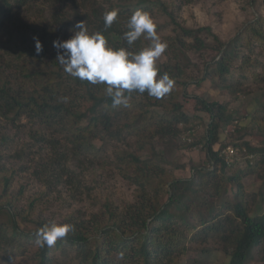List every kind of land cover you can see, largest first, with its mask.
Here are the masks:
<instances>
[{"label":"trees","instance_id":"obj_1","mask_svg":"<svg viewBox=\"0 0 264 264\" xmlns=\"http://www.w3.org/2000/svg\"><path fill=\"white\" fill-rule=\"evenodd\" d=\"M48 1L56 6L57 1ZM261 1L264 4V0ZM37 2L0 0V44L10 58L7 74L0 79V113L14 120L24 116L40 122L48 130H60L68 136L72 143L70 148L66 141H59L53 134L33 135L52 151L51 164L43 165V170L49 171V166L57 170L50 181L55 184L61 180L69 185L78 184V166L70 163L72 156L96 151L95 142L100 143L106 138L122 140L126 138L125 132L132 135L135 148L116 146L109 165L133 186V198L123 206L106 199L89 218L78 212L63 215L57 222L33 218L32 208L38 196L29 201L25 213L18 210L16 199L9 192L13 171L0 163V212L8 214L7 221L0 220V244L7 243L19 249L30 240L36 242V234L45 224H71L73 231L53 247L37 244L36 264H54L51 255L57 250L65 254L63 244L74 247L77 264H123L127 261L171 264L186 253L188 241L206 242L209 239L225 246L226 264H246L250 252L264 242V209L250 214L245 208L243 177L254 176L252 182L262 180L264 189V140L255 145L249 141L233 143L241 157L237 155L231 162L220 154V149L226 146L220 139L221 130L228 132L232 126H238L239 119L232 114L228 102L208 100L185 91L191 82L186 71L190 60L183 56L185 50L202 55L207 49L198 29L178 22L166 0H80L76 3L84 13L77 14L79 18L74 21L69 19L71 14L65 9L60 11L59 6L47 15L40 11L25 13L35 8ZM111 10H117L118 17L105 29L104 14ZM137 10L165 14L178 28L179 32L168 40L165 50L171 57L156 62L157 79L168 74L175 83L170 93L162 98L149 96L147 92H125L127 106H113L112 98L106 92L107 85H94L64 71L57 60L58 50L53 47V41L61 38L56 32L57 27H72L73 23L83 22L89 34H103L109 47L138 53L152 42L142 34L129 47L124 39L129 30L128 21ZM261 21L262 17L248 24L247 44L251 43V38L264 44ZM160 28L157 25V33ZM241 37L242 34H238L226 43L210 46L219 55L214 67L208 71V66L204 67L196 80L197 86L207 85L211 79L209 74L214 73L229 93L236 96L237 90L228 80L233 76L237 43ZM34 38H38L43 46L39 55ZM186 38H191V42L187 44ZM240 68L247 67L241 64ZM261 79L264 81V77ZM186 102H190L189 106ZM201 114L207 115L208 122L201 139L192 140L188 136L192 137V131H196L202 120ZM120 115L122 122L118 123ZM251 118L257 124V130L264 132L262 119L254 114ZM181 127L188 130L187 137L180 134ZM235 131L239 129L236 127ZM179 136L185 147L201 146L206 151V166H192L188 178L175 177L167 167L172 164L166 161L162 150L157 151L152 144L153 140L166 141ZM2 140L7 141L5 136ZM215 143H218L217 150L213 149ZM239 158H244L243 169L236 166ZM185 166L182 163L173 167L184 169ZM226 184L232 189L231 198L224 193ZM21 193L18 191L19 195ZM216 198H221V206L214 203Z\"/></svg>","mask_w":264,"mask_h":264},{"label":"rangeland","instance_id":"obj_2","mask_svg":"<svg viewBox=\"0 0 264 264\" xmlns=\"http://www.w3.org/2000/svg\"><path fill=\"white\" fill-rule=\"evenodd\" d=\"M46 1L48 0H38L35 8L27 10L25 13H39L40 11L47 15L54 7L59 6L60 11L65 9L71 14L69 18L71 21L79 18L77 14L84 13L83 8L77 4L80 0H62L60 2L55 0L57 1V3L55 2L56 6L52 5L51 1ZM166 1L176 20L186 27L198 29V34L207 45L205 47L207 49L203 50L202 55L189 49L184 52L183 56L190 60L189 68L186 71L190 76L188 79L191 81L186 85L185 91L208 100L228 102L229 109L239 121L238 126H232L228 132L221 130L220 139L226 145L233 146V143L243 141H249L250 144L255 145L264 140V132L257 130V124L253 123L251 118V115L254 114L264 122V94H262L264 93V81L261 79L264 77V44L252 38L250 44H247L246 41L250 35L248 24L257 21L260 17H262L261 27L264 32V4L262 1L254 0V3L252 0ZM34 10L35 12H33ZM22 13L24 12L22 11ZM149 14L156 25L161 26L157 34L162 42L167 43L177 35L178 28L170 22L167 15L157 11ZM27 23L30 24L31 21L28 20ZM75 26L73 23L72 27H57L56 32L58 31L61 36L58 41H63V38L71 39L79 31ZM238 34H242V37L237 43L238 54L233 63V76L228 80L230 85L237 90L236 96L233 97L229 93V89L217 79L214 73L209 74L211 79L207 85L197 86L196 80L201 76L204 67L208 66L207 71L214 67L215 59L219 55L210 46H218V42L226 43ZM185 41L188 44L191 42V38H186ZM4 49L5 47L0 44V79L7 74L9 67L7 62L10 61ZM167 53L168 55L164 52L156 62L167 59L168 56L171 57L169 51ZM241 64H245L247 68L241 69ZM186 104L189 106L190 102H186ZM119 118L121 121L118 120V123L122 122L121 115ZM201 119L196 131H192L193 136H188L192 140L201 139L200 136L204 132L208 117L201 114ZM261 126L263 127V124ZM183 127L180 129V134L187 137L188 130H184L185 127ZM236 127L239 131H235ZM56 132L48 130L40 122L29 120L24 116L19 120H14L0 113V163L13 171L9 192L15 197L18 210L25 213L28 210L29 201L38 196V201L32 208V217L46 218L57 222L63 215L71 212L82 213L89 218L101 208V204L106 199H111L119 206L132 200L133 186L117 174L113 165H109L110 157L116 146L132 150L135 148V140L132 135L125 132L126 138L122 140L106 138L100 141L101 144L95 142L98 148L96 151L81 152L78 157L72 156L70 163L78 166L76 169H78L77 179L79 182L69 185L64 180L56 184L50 182L53 179V172L57 170L49 166L50 172H46L43 170V165L51 164L52 151L46 143L37 141L33 137L35 133L37 135L53 134L59 141H66L68 148L72 147V143L64 132L60 130ZM3 136L6 137V142L2 140ZM152 144L157 151L162 150L166 161L172 164V168L170 165L167 167L172 170L175 177L188 178L191 175L192 166H206L205 149L201 146L192 149L185 147L180 136L166 141L153 140ZM213 149H218V143L213 145ZM237 154L241 157L239 149ZM238 161L237 168L243 169L244 158H239ZM104 163L105 165L102 166ZM182 163L186 165L184 169L173 167L175 164ZM70 165L73 166V164ZM253 179L254 176L250 175L243 177L244 205L250 214L255 213L259 208L264 209V189L260 183L262 180L252 182ZM18 191H22V193L19 195ZM224 193L228 197H232L233 192L230 185H225ZM214 203L221 206V198H216ZM224 212L230 213L228 210H224ZM0 220L7 221L8 214L0 212ZM187 243L189 248L186 253L171 264L227 263V251L222 243L214 241V239H209L206 242L188 241ZM63 246H65V254L60 250L52 253L51 258L55 261L54 264H77L74 259V247H70L68 244H63ZM36 249L37 243L34 240H30L19 249L2 243L0 244V264H36ZM123 264L136 263L127 261ZM246 264H264V242L250 252Z\"/></svg>","mask_w":264,"mask_h":264},{"label":"clouds","instance_id":"obj_3","mask_svg":"<svg viewBox=\"0 0 264 264\" xmlns=\"http://www.w3.org/2000/svg\"><path fill=\"white\" fill-rule=\"evenodd\" d=\"M117 17V10L105 12V29L111 27ZM75 27L79 31L71 39L53 41V47L58 50L57 60L69 75L94 85H107L106 92L112 98L113 106H127L125 92H147L149 96L159 99L173 89L175 81L168 74L157 79L156 60L165 52L167 43L161 41L156 31L157 25L148 12L135 11L128 21L129 30L124 34L129 47L142 34L152 41L149 47L138 53L109 47L103 34H89L83 22ZM34 39L39 55L43 46L38 38ZM73 229L71 224H45L36 234V243L40 247H53Z\"/></svg>","mask_w":264,"mask_h":264},{"label":"built area","instance_id":"obj_4","mask_svg":"<svg viewBox=\"0 0 264 264\" xmlns=\"http://www.w3.org/2000/svg\"><path fill=\"white\" fill-rule=\"evenodd\" d=\"M217 150V149H216ZM238 148L233 147L231 145H226L222 149H220V154L224 156L227 162H231L233 158H235L237 154Z\"/></svg>","mask_w":264,"mask_h":264}]
</instances>
